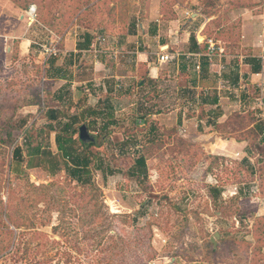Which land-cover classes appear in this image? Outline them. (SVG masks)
<instances>
[{
    "label": "rangeland",
    "instance_id": "374dc122",
    "mask_svg": "<svg viewBox=\"0 0 264 264\" xmlns=\"http://www.w3.org/2000/svg\"><path fill=\"white\" fill-rule=\"evenodd\" d=\"M8 1L14 8L8 13L15 20H22V14L27 20L33 17L36 23L27 33L31 45L24 55L20 54L19 39L0 38V230L13 232L0 243V264L32 261L23 253L31 232L13 229L1 212L6 207L8 180L15 182L18 169L25 168L27 159L17 163L12 158L14 146L23 145L25 155V139L29 137L33 144L40 142L57 153L55 134L47 132L45 112L49 107H58L67 117L77 115L79 123L85 122L95 138L90 150L114 171L105 178L101 171H96L93 178L102 189L104 218L107 217L100 231L119 237L115 248L117 264H251L259 258L255 254L256 244L261 247L260 258H264V144L255 132H246L247 150L240 155H227L222 140L214 149L219 153H209L201 147L203 153L190 166L189 162H180L181 156L176 157L171 151L179 149L169 145L164 125L155 121L151 129L154 121L144 119V104L151 95L145 88L135 89L140 78L145 77L143 73L130 88L118 85L114 76L108 79L117 83L109 90L102 82L107 79L105 68L110 69L119 60V56L115 59L110 54L119 46L118 36L136 34L142 28L148 30L153 24L163 27L173 20H187L198 11L219 12V20H224L230 16L227 4L236 9L252 7L263 0ZM31 7L35 10L30 14ZM240 18L228 25L226 37L232 42L237 39ZM73 25L77 35L93 36V50L109 51L96 58L103 63L97 72L104 74L71 73L74 67H69L64 34ZM47 48L55 49L56 55H48ZM71 78L84 83L71 88ZM251 123L250 116L237 117L217 134L226 139L224 134L230 128H245ZM176 132L181 136L179 130ZM139 155L147 159L148 174L144 178L128 174ZM25 172L36 185L53 183L54 189L64 187L56 196L58 203L50 210L51 225L38 229L46 233V239L36 238L28 245L30 252H39L34 259L49 258L50 264L93 263V254L88 250L92 239L86 238L91 235L85 227L82 229L83 220L79 218L86 210L81 189L68 194L70 182L64 170L54 176L44 167L25 168ZM215 190L220 192L216 199ZM58 211H63L60 222ZM255 219L261 232L259 242L252 235ZM57 224L59 230L53 235L51 226ZM22 231L26 235L18 237ZM73 240L78 250L71 248ZM18 247V254L7 253ZM20 255L24 258L17 262Z\"/></svg>",
    "mask_w": 264,
    "mask_h": 264
},
{
    "label": "crops",
    "instance_id": "0c3cea01",
    "mask_svg": "<svg viewBox=\"0 0 264 264\" xmlns=\"http://www.w3.org/2000/svg\"><path fill=\"white\" fill-rule=\"evenodd\" d=\"M9 3L8 0H0V38L7 41L19 39L20 54L24 55L31 45L27 33L36 20L30 23L22 14L19 16L22 20H15L8 13L14 9ZM226 6L230 16L224 20H219V12L204 15L198 11L192 12L193 17L187 20H173L163 27L153 24L148 30L142 28L136 34L118 36L121 41L112 53L119 51V60L110 69L105 68L107 79L102 82L105 90L117 82L130 88L143 73L145 77L140 78L135 89L145 88L147 93L150 92L151 99L143 107L144 119L154 121L151 129L155 127V121L164 125L163 130L169 129V126L177 127L180 138L203 147L209 153H219L214 149L224 140L227 155H240L247 150L248 141L244 133L252 125L230 128L224 134L226 139H222L214 124H223L234 113L243 116L250 113L254 122H263L264 134V0L252 7L233 9L228 4ZM185 10L186 13L188 10ZM239 16L237 39L232 42L226 37L228 25ZM75 29L73 25L64 34L69 67H74L71 73L86 76L85 73L92 71L96 74L103 65L96 58L109 51L93 50L94 42L86 49H77V43L83 42L84 33L79 36ZM191 33L195 41L190 38ZM161 51L175 57L161 63L158 60ZM190 55L199 57L187 59L186 56ZM196 58L200 62L198 70L195 68ZM56 69L61 71V68ZM99 73L104 74V71ZM112 76L117 82L108 79ZM69 82L71 88L77 83H84L72 78Z\"/></svg>",
    "mask_w": 264,
    "mask_h": 264
},
{
    "label": "trees",
    "instance_id": "16d2710c",
    "mask_svg": "<svg viewBox=\"0 0 264 264\" xmlns=\"http://www.w3.org/2000/svg\"><path fill=\"white\" fill-rule=\"evenodd\" d=\"M201 13L204 15H210L211 12ZM190 38L195 41L193 33H191ZM92 39L93 36H91L89 33H84L83 42L77 43V49H86L92 43ZM45 113L46 119L48 121L47 132H54L55 134L54 141L56 144L57 153L51 152L48 147L43 146L40 142L33 144L29 137H27L24 144L26 146L25 155L23 153V145L16 144L12 149V158L17 163H23L24 159L27 158L26 164L24 166L26 169L44 167L47 173L51 176H54L60 171L64 170L70 182L68 194H74L73 192H78V190L81 189L80 193L84 194L85 196L84 201L86 210L83 216H79V218L83 220V224L81 225L82 229L85 227L87 229L86 232L88 235L89 233L91 235L86 237L87 239H89V237L92 239L90 248H88L94 257V262L91 264H117V252H115V248L117 246L119 237L114 233H106L105 230L100 231V228L103 229L102 227L105 225L104 219L107 220V217L104 218L106 212L103 211L104 204L102 202V189L93 178V174L96 171H101L104 178L108 174H112L114 171L103 161L99 155L93 153L90 150V148L95 145V138L92 134V141L83 142L79 139V127L82 124H85L88 128V125L85 122L79 123L80 119L77 115L67 117L65 111L58 107H49ZM246 116H250V121L252 122V126L250 125L251 131H254L258 136V140L264 144V134H262L263 122L261 120L254 122L250 113L244 116L234 113L229 117L228 121L224 122L223 124H214V127L216 131L223 132L221 128L226 126L225 128L227 129V126L232 121V119L237 117L244 118ZM104 126L106 127L107 124H104ZM177 130V127L164 129L166 132V138L169 140V145L179 149L178 152H176V149L171 151H174V153L177 154L176 157H178V155L181 156L179 158L180 162L183 160L184 162H189V165L192 166L198 160L199 155H201L203 151L199 145L187 142L180 138L177 135ZM228 132L229 131L226 133ZM247 133L249 132L247 131ZM244 137H247L246 133H244ZM146 160L147 159L144 155H139L136 157L134 159L133 165L129 168L128 174L136 178H140V176H142V178L146 177L148 174ZM25 168L18 169V175L15 177V182L8 180L6 207L1 213L5 216L13 229L18 230L23 228L25 229V232H31V239L26 243L24 242L26 247L23 252L25 255H28L26 258L27 260L29 258L32 260H29L28 264H50L49 258L42 261L35 260L34 257L36 253L38 254L39 252H30L28 245L33 239L40 237L46 239V233L39 231L38 229L40 227L51 225L52 217L50 210L53 208L54 204L58 203L57 200L59 198H56V196L59 197L60 191L64 190V187L62 188L60 186L54 189L55 184L53 183L36 185L29 181L25 172ZM219 194V190H215V196H213V198L216 199V196ZM40 204H43L44 207L40 208ZM21 205L23 208L18 209V206ZM58 212L60 215L58 216L60 217V222L63 220V211ZM76 214L77 213L74 212V217ZM256 221H258V219H255L253 222L252 235L256 237V242H259L260 239L258 236H260L261 232L260 228L256 226ZM0 222H2V220ZM1 224L3 225V223ZM58 228V224L55 226L52 225L51 233L53 235L57 233L59 230ZM24 231H22V233L19 232L18 237L26 235ZM12 234L13 232L11 230H0V243L4 241L5 235L8 236ZM73 241L74 242L72 243L71 248L78 250L79 248L77 246L76 240ZM260 249L261 247L256 244L255 254L259 255V258L251 264H264V260L260 261V259H264L263 257L260 258ZM13 251L18 254L19 247L15 250L10 249L7 253L11 254ZM22 258H24L23 255L18 256L16 259L17 262Z\"/></svg>",
    "mask_w": 264,
    "mask_h": 264
},
{
    "label": "built area",
    "instance_id": "2783aa9c",
    "mask_svg": "<svg viewBox=\"0 0 264 264\" xmlns=\"http://www.w3.org/2000/svg\"><path fill=\"white\" fill-rule=\"evenodd\" d=\"M34 10H35L34 7H31V8H30V14L33 13ZM29 19H30V20H29L30 23L34 21V20H33V17H32V18H29ZM101 40H103V39L101 38ZM263 49H264V47H263ZM211 50H213V49H211ZM45 52H46L48 55H50V56H51V54L56 55V50H55V49L47 48V49H45ZM161 52H162V53H160L159 56H158V60H159V62H161V63H162V62H166V61L172 59L173 57H175V55L168 54L167 52H164V51H161ZM119 53H120L119 51H114V52L112 53V57H113V58H117L118 55H119ZM195 56L199 57V55H190V56H186V58H187V59H191V57H195ZM263 56H264V55H263ZM195 68H196L197 70L200 68V62H199L198 58L195 59Z\"/></svg>",
    "mask_w": 264,
    "mask_h": 264
},
{
    "label": "water",
    "instance_id": "95a60500",
    "mask_svg": "<svg viewBox=\"0 0 264 264\" xmlns=\"http://www.w3.org/2000/svg\"><path fill=\"white\" fill-rule=\"evenodd\" d=\"M79 139L83 142H89L92 141L93 138L91 136V134L88 131V128L85 124H82L79 127ZM211 241L215 244V238L211 237Z\"/></svg>",
    "mask_w": 264,
    "mask_h": 264
}]
</instances>
